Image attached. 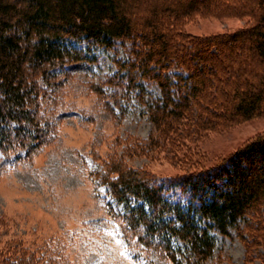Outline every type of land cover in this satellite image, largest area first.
<instances>
[{"label": "trees", "instance_id": "obj_1", "mask_svg": "<svg viewBox=\"0 0 264 264\" xmlns=\"http://www.w3.org/2000/svg\"><path fill=\"white\" fill-rule=\"evenodd\" d=\"M229 15L248 22L203 36L184 29L195 17ZM74 42L126 51L104 83L117 80L111 96L120 109L128 91L158 86L159 97L146 108L153 122L146 151L264 115V0H0V150L6 154L26 148L16 159L27 157L45 140L51 123L42 99L56 97L66 64L92 60ZM112 162L100 174L110 210L125 231L173 263L182 247L186 264H204L215 235L231 230L247 249L264 244V133L211 167L168 178L125 166L121 157ZM170 190L183 201L170 200ZM20 245L0 248V264H49Z\"/></svg>", "mask_w": 264, "mask_h": 264}, {"label": "rangeland", "instance_id": "obj_2", "mask_svg": "<svg viewBox=\"0 0 264 264\" xmlns=\"http://www.w3.org/2000/svg\"><path fill=\"white\" fill-rule=\"evenodd\" d=\"M247 22V17L230 15L195 17L184 29L203 36L232 31ZM73 44L92 60L66 64L67 71L58 77L63 81L52 92L56 97L42 99L41 110L51 123L45 140L20 159L16 157L26 148L9 155L0 150V248L17 251L22 244L44 261L50 258L49 264H175L155 245L148 248L137 241L135 231L122 228L121 218L107 203L110 198L100 174L120 157L125 166L157 178L211 167L263 134L264 115L218 123L208 131L190 132L182 143L163 142L146 151L143 147L153 131L146 108L159 97L158 86L144 83V93L128 91L120 109L111 96L117 80L104 83L117 69L115 58L126 57V51L122 46L115 52L88 48L85 42ZM168 197L183 201L177 191L170 190ZM231 233L215 235L213 256L204 264H264L263 243L247 249ZM181 251L178 264H186Z\"/></svg>", "mask_w": 264, "mask_h": 264}, {"label": "snow or ice", "instance_id": "obj_3", "mask_svg": "<svg viewBox=\"0 0 264 264\" xmlns=\"http://www.w3.org/2000/svg\"><path fill=\"white\" fill-rule=\"evenodd\" d=\"M117 227L119 228L120 225H117ZM128 239H129V242H133L131 236H129Z\"/></svg>", "mask_w": 264, "mask_h": 264}]
</instances>
